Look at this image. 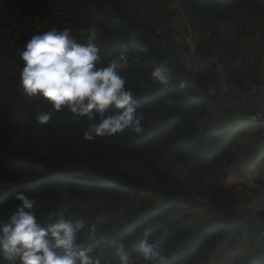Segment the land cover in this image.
I'll return each mask as SVG.
<instances>
[{"label":"trees","instance_id":"trees-1","mask_svg":"<svg viewBox=\"0 0 264 264\" xmlns=\"http://www.w3.org/2000/svg\"><path fill=\"white\" fill-rule=\"evenodd\" d=\"M181 2L191 44L167 0H70L87 32L70 54L50 0H0V264H264L246 194L221 182L257 173L264 228L262 132L187 91L264 85L244 48L264 47V0Z\"/></svg>","mask_w":264,"mask_h":264},{"label":"rangeland","instance_id":"rangeland-1","mask_svg":"<svg viewBox=\"0 0 264 264\" xmlns=\"http://www.w3.org/2000/svg\"><path fill=\"white\" fill-rule=\"evenodd\" d=\"M50 1H51L52 9H53V15H54L56 21L61 24L60 28L62 29V34L60 35V37L58 38V41H57V47L61 52L71 54L72 52H74L77 49H80L86 45L87 32L83 31L81 29L82 24L85 23L84 18L80 17L78 12L76 11V8H72L70 0H50ZM167 3H168L167 7H168L169 11L176 14L175 27H176L178 33L174 37V43H178V42L182 43V41H185L186 43L191 44L194 34H193V32L189 26L190 20L188 19V17L184 13L183 3L181 2V0H167ZM259 41H260L259 37H254L251 40H247L246 41L247 46L244 48H246L247 52H249V53L252 52L254 55H256V54L260 55V58L262 60V62L260 63V69H264L263 68V66H264V47L259 44ZM248 45H249V47H248ZM179 55L181 56L182 53L179 52ZM176 57H178V54L176 55ZM261 73H262V70H261ZM259 77L261 79H264V74H263V76H259ZM162 78H165V76H162ZM159 81H161V80L158 79V82ZM191 96H192V98H195V99L197 98V96H195L193 94H191ZM188 98L191 101V97L188 96ZM237 99L238 98L233 99L229 105L226 104L225 106H228V107L233 106V103L235 101H237ZM261 99H262V95H259L257 98H255V100L252 104H256L255 106L261 105V109L264 111V99L263 100H261ZM248 105L249 104H246V106H248ZM245 109L246 108L243 105H238V106L234 107V111H236V110L241 111V110H245ZM24 121H26V119H22V122H24ZM226 125L231 127L227 123V121H226ZM229 127L224 128V130L222 131V134H221L222 139L229 138L232 135H234V133L236 132L235 128H229ZM23 129L24 130L26 129L27 135H28L27 127L23 126ZM241 137H239V139ZM257 153L259 156L258 158L264 157V153H262V151H257L256 155H257ZM253 161H254L253 159H250L249 161L245 162L244 164L246 166H248V165L250 166ZM223 169L224 168L221 167V175H222ZM23 176H26V174L22 175L21 177H23ZM237 192H239V191H237ZM253 193L254 192H252V194L250 193V195L247 196V200H249V201L247 202V204L245 206H243L241 208L240 213L245 215V216H248L247 218L251 219L254 224H256L257 226L260 227L263 224V219L261 217H256L254 215L255 213L252 209H255V212H259V211H261V207L255 206ZM242 226L251 230V226L249 224L248 225L243 224ZM262 232H264V228L262 229ZM226 246H228V245L223 243L221 245L222 248L220 247L221 250L225 249ZM220 248L218 250V254L221 253ZM235 257L238 258V256H235ZM231 261L238 262V259H235L234 256H232Z\"/></svg>","mask_w":264,"mask_h":264},{"label":"built area","instance_id":"built-area-1","mask_svg":"<svg viewBox=\"0 0 264 264\" xmlns=\"http://www.w3.org/2000/svg\"><path fill=\"white\" fill-rule=\"evenodd\" d=\"M191 94L197 96L195 100L206 102V113L208 115L213 114L215 115L216 112L222 114L224 112H229L232 110L231 113H237L236 116L232 117L228 123L231 127L234 125H241L247 128L253 129V132L259 129L262 133L258 135L259 144L256 145L259 150L264 152V116L260 113H255L252 111L241 110V111H234V107L238 105H243L245 108L252 106L256 108V104H252L259 95H262V99H264V85L260 87H251L249 91L242 90L236 86L228 85L224 81L218 82L213 85H207L206 87H199V86H192L188 90ZM238 98L237 101L233 103V106H225L226 104L229 105L230 102ZM260 100V101H261ZM238 104V105H237ZM246 104H249L246 106ZM260 125L258 128L257 126ZM256 128V129H255ZM234 149L233 147L231 148ZM254 151V150H253ZM221 182L224 186L232 189H236L240 193H245L246 198L248 192L257 189V173H253L245 168H225L221 177ZM188 201H183L180 203V208L185 209V205ZM203 203L202 200H196V203ZM243 207V206H242ZM241 207V208H242ZM241 208H239L241 210ZM239 210V211H240ZM211 214L216 216L215 211L211 210ZM262 229V228H261ZM241 234V237L245 235L244 232H236ZM262 233V231H261Z\"/></svg>","mask_w":264,"mask_h":264},{"label":"water","instance_id":"water-1","mask_svg":"<svg viewBox=\"0 0 264 264\" xmlns=\"http://www.w3.org/2000/svg\"><path fill=\"white\" fill-rule=\"evenodd\" d=\"M251 225H252V227L257 231V232H261L262 231V229L259 227V226H257L256 224H254V223H252L251 222Z\"/></svg>","mask_w":264,"mask_h":264}]
</instances>
